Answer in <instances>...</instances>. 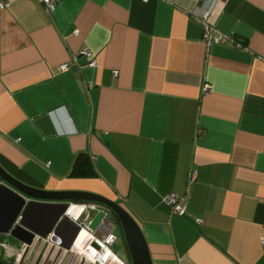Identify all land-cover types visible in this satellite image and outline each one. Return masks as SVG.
<instances>
[{
    "label": "crops",
    "instance_id": "0c3cea01",
    "mask_svg": "<svg viewBox=\"0 0 264 264\" xmlns=\"http://www.w3.org/2000/svg\"><path fill=\"white\" fill-rule=\"evenodd\" d=\"M0 2L8 176L118 202L152 264H264V0H57L51 12ZM206 8L225 39L209 46L197 19ZM109 225L105 264H131L122 228ZM89 230L68 247L70 226L28 243L0 232V264H95Z\"/></svg>",
    "mask_w": 264,
    "mask_h": 264
},
{
    "label": "water",
    "instance_id": "95a60500",
    "mask_svg": "<svg viewBox=\"0 0 264 264\" xmlns=\"http://www.w3.org/2000/svg\"><path fill=\"white\" fill-rule=\"evenodd\" d=\"M0 232L30 242L34 235L51 239L61 235L66 226L72 233L68 247L80 231V225L69 219L67 212L71 204L89 201L101 207L88 227L94 229L100 224L120 225L122 228L131 264H152L146 242L135 219L118 202L85 192L48 193L25 186L8 176L0 168ZM83 221V219H81ZM11 227V229H9Z\"/></svg>",
    "mask_w": 264,
    "mask_h": 264
},
{
    "label": "built area",
    "instance_id": "2783aa9c",
    "mask_svg": "<svg viewBox=\"0 0 264 264\" xmlns=\"http://www.w3.org/2000/svg\"><path fill=\"white\" fill-rule=\"evenodd\" d=\"M45 7V9L48 12H51L54 10L55 3L57 0H39ZM147 1V0H143ZM6 5V2H0V8H4ZM198 21H200L202 25V36L203 40L205 41L206 46L211 45L212 43H218L222 42L225 39L222 35L217 34L216 36H213L215 33L214 27L212 25V22L210 21V12L209 10L203 9L198 15H197ZM80 55L84 56L86 58V65L90 67H94L98 65L96 57L88 50H82L80 52ZM75 61V60H74ZM72 63H62L59 66L60 71H67ZM188 182H193L196 179V170L192 169L188 172ZM164 202L170 206L171 212L175 213L179 216H186L185 207L181 204L182 198L169 194L164 197ZM70 209L74 211V213H69V210L67 212V216L69 219H72L80 225V229H90L86 223L89 224L90 219V213H96L97 210H101V207L98 206L96 203L93 202H76L72 203ZM69 214V215H68ZM74 218V219H73ZM83 219V221H81ZM100 228L102 227L105 231L103 235H97L93 231V229H90L91 232V244L90 249L93 254L94 262L95 264H105L108 259V253L110 251V246L114 243L116 240V235L112 232V227L108 224H100ZM261 243H264V237L260 239Z\"/></svg>",
    "mask_w": 264,
    "mask_h": 264
},
{
    "label": "bare ground",
    "instance_id": "6f19581e",
    "mask_svg": "<svg viewBox=\"0 0 264 264\" xmlns=\"http://www.w3.org/2000/svg\"><path fill=\"white\" fill-rule=\"evenodd\" d=\"M71 212H72V213H74V211H73V210H72Z\"/></svg>",
    "mask_w": 264,
    "mask_h": 264
},
{
    "label": "clouds",
    "instance_id": "9594fccd",
    "mask_svg": "<svg viewBox=\"0 0 264 264\" xmlns=\"http://www.w3.org/2000/svg\"><path fill=\"white\" fill-rule=\"evenodd\" d=\"M76 203V202H75Z\"/></svg>",
    "mask_w": 264,
    "mask_h": 264
}]
</instances>
